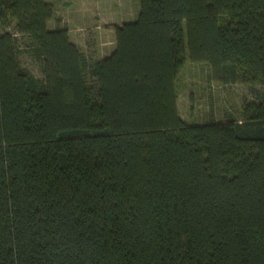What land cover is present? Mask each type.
<instances>
[{
  "label": "trees",
  "instance_id": "trees-1",
  "mask_svg": "<svg viewBox=\"0 0 264 264\" xmlns=\"http://www.w3.org/2000/svg\"><path fill=\"white\" fill-rule=\"evenodd\" d=\"M53 19L0 0V264H264V94L188 124L176 87H264V0H140L96 62Z\"/></svg>",
  "mask_w": 264,
  "mask_h": 264
},
{
  "label": "rangeland",
  "instance_id": "rangeland-1",
  "mask_svg": "<svg viewBox=\"0 0 264 264\" xmlns=\"http://www.w3.org/2000/svg\"><path fill=\"white\" fill-rule=\"evenodd\" d=\"M56 4L60 10L65 4L67 9L70 8L67 12L71 15L82 11L100 19V15L97 16L99 13L104 19H108L114 14L119 18L118 23L134 22L140 12V0H56ZM71 4L72 7H70ZM104 28L108 30L106 29L99 37H96L90 30L81 32L86 47L104 52L114 45L115 38L109 33V27H102V30ZM20 60L23 67L28 69L34 77L40 81L43 80L40 62L31 54L23 40L21 41ZM210 75V68L207 64L193 63L188 59L178 76L176 87L179 114L188 124H205L231 119L243 120L244 103L255 101L264 94V87L261 85L253 86L243 83L224 85L212 81ZM88 82L92 83L90 77H88Z\"/></svg>",
  "mask_w": 264,
  "mask_h": 264
},
{
  "label": "crops",
  "instance_id": "crops-1",
  "mask_svg": "<svg viewBox=\"0 0 264 264\" xmlns=\"http://www.w3.org/2000/svg\"><path fill=\"white\" fill-rule=\"evenodd\" d=\"M46 1L54 7L55 11V19L51 20L48 23L49 29H55L57 26H59L57 19H61V25H67L69 28V38L71 42L75 44L81 50L82 53L85 54L89 61L96 62L102 60L110 56V54L115 50L116 43H113L114 45L104 52H100L101 50L96 51V49L92 50V48H88L86 47V44H84L85 41L83 38V34L81 33L83 30H90L94 32L96 37H99L101 33H104V31H106L107 29L104 28V30H102V27H109V33H111L112 36L115 38V32L113 28L116 26H121L122 24H124V22L118 23L119 18L114 16V14L111 15V17L108 19L105 18L106 21H104L105 19L103 18V15L99 13H97V16L100 15V19L94 16L92 17L91 14L82 11L77 12L75 15H71V13L67 12L68 10H70V8L67 9L65 4L62 6V10H60L59 8H57L56 0ZM72 6L73 5L71 4L70 7Z\"/></svg>",
  "mask_w": 264,
  "mask_h": 264
}]
</instances>
